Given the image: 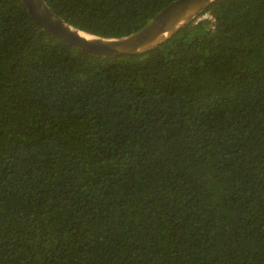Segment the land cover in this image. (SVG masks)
I'll list each match as a JSON object with an SVG mask.
<instances>
[{
    "label": "trees",
    "instance_id": "trees-1",
    "mask_svg": "<svg viewBox=\"0 0 264 264\" xmlns=\"http://www.w3.org/2000/svg\"><path fill=\"white\" fill-rule=\"evenodd\" d=\"M42 1L113 38L173 0ZM0 264H264V0L118 56L0 0Z\"/></svg>",
    "mask_w": 264,
    "mask_h": 264
},
{
    "label": "water",
    "instance_id": "water-1",
    "mask_svg": "<svg viewBox=\"0 0 264 264\" xmlns=\"http://www.w3.org/2000/svg\"><path fill=\"white\" fill-rule=\"evenodd\" d=\"M213 0H173L142 28L120 37L105 38L67 24L42 0H21L29 17L56 38L95 56L136 55L168 39Z\"/></svg>",
    "mask_w": 264,
    "mask_h": 264
}]
</instances>
